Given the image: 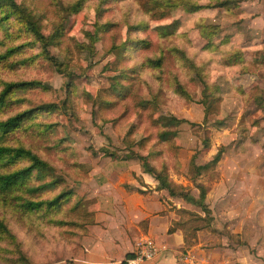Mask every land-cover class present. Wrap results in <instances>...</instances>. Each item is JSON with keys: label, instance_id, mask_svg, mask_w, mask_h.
<instances>
[{"label": "rangeland", "instance_id": "374dc122", "mask_svg": "<svg viewBox=\"0 0 264 264\" xmlns=\"http://www.w3.org/2000/svg\"><path fill=\"white\" fill-rule=\"evenodd\" d=\"M16 1L43 33L58 29L48 46L58 64L22 20L0 11V91L8 81H39L10 90L0 119L55 105L0 136V145L29 148L50 166L0 191L10 231L0 232V264L68 260L93 222L96 185L139 155L198 200H168L172 228L189 244L202 229L209 246L234 255L222 261L264 264V30L249 20L259 0H83L76 10V0ZM173 116L186 121L166 125ZM163 129L176 136L161 140ZM28 163L0 153V172ZM61 191L59 203L46 201ZM25 198L42 203L27 209Z\"/></svg>", "mask_w": 264, "mask_h": 264}, {"label": "crops", "instance_id": "0c3cea01", "mask_svg": "<svg viewBox=\"0 0 264 264\" xmlns=\"http://www.w3.org/2000/svg\"><path fill=\"white\" fill-rule=\"evenodd\" d=\"M258 6V15L249 20L264 30V0H259ZM118 171L115 177L104 178L96 185L92 194L95 204L93 222L87 225L71 248L68 260L58 259L48 264H126L141 234H149L167 246L144 264H180V252L185 250L198 258L229 259L232 254L228 247L209 246L212 237L205 235L202 229L197 230L196 243L188 247L181 227L169 230L176 218L168 201L171 195L157 187L155 176L143 171L139 162L131 164L129 160H123Z\"/></svg>", "mask_w": 264, "mask_h": 264}, {"label": "trees", "instance_id": "16d2710c", "mask_svg": "<svg viewBox=\"0 0 264 264\" xmlns=\"http://www.w3.org/2000/svg\"><path fill=\"white\" fill-rule=\"evenodd\" d=\"M82 2L83 0H76L71 5V9L72 10L78 9ZM185 7L188 10L192 9L190 8V6H187V4L185 5ZM193 7L198 8L200 7V5L193 6ZM2 10L5 11L6 13L14 14L16 17L22 20L25 26L33 34L36 41L39 42L41 46V50L44 53V55L48 59L53 61L55 65L58 64L56 58L52 54L49 53V49H48V46L52 43V41H54L58 37L57 28L51 33H48V34L43 33L39 27V24L36 18H34L33 14H31V12L27 10V7L23 3L21 4L17 2L16 0H0V11ZM107 25L108 23H104L102 26H107ZM134 27H136V25H134L133 28ZM166 27L168 26L165 25L163 29H165ZM143 41L145 43V40ZM143 41L140 40V42H143ZM180 55L181 57H183V59H185L183 54L180 53ZM156 62L157 64L159 63V58L156 59ZM38 84H39V81L37 80H19V81L6 82L2 90L0 91V104L4 102V99L10 90L14 88H24V87L38 85ZM218 97L219 95L216 96V98ZM54 106H55L54 103L48 102V103L40 104V105L31 107V108L24 109L22 111H19L13 115L6 117L5 119H0V136L5 131H8L9 129L17 125H20V123H22L27 117L31 116L34 112L43 110V109H51ZM214 108L216 109V106H213V109ZM211 109L212 107H210L209 104H206L205 109H204L205 114H207ZM183 121H186V118H179V117L173 116L170 121H167L166 123L165 122L164 123L166 125H169V124L178 125L179 123ZM176 133H177L176 129H163L159 132L158 136L161 140H168V139L175 137ZM3 152L4 153L12 152L13 155L25 157L29 160V163L27 165H24L12 171L0 172V191L2 190L1 192H4L5 189H8L11 185H13L12 183H16L17 181L24 180V178H26L27 175L33 172V170H36L38 172L41 170H46L50 167L49 164L44 159H42L37 153H35L31 149L26 148L24 146L13 147V146H7V145H0V153H3ZM220 153H221L220 150H218L214 154L212 159L209 162L204 163L203 166H207L211 162L213 164L216 163L220 158V155H221ZM138 157L140 159V164L142 166L143 171L149 172V173H153V172L155 173V178L158 181V184H157L158 188L165 189L168 192V194L171 196L179 195L182 198L190 202L198 201L193 195L188 194L183 190L176 191L175 187L177 186V184L172 182V180L169 177V174L166 171L164 170L156 171L153 168V166L149 164L145 156L139 155ZM70 193L71 191H69V194ZM200 194L201 196H203V192L200 191ZM63 195H64V192L61 191L58 194L51 197L50 199H47L46 201H48V203L50 204L59 203ZM22 203H23L22 205L26 207L27 209H34L36 208V205H39L40 203H42V201L25 198L24 202ZM172 229H173L172 227L169 228V230H172ZM0 232L10 234V231L7 225L2 219H0ZM184 242H185V245L187 246L192 244V243L190 244L188 243L187 238L185 236H184ZM129 255L130 254H128V256Z\"/></svg>", "mask_w": 264, "mask_h": 264}, {"label": "built area", "instance_id": "2783aa9c", "mask_svg": "<svg viewBox=\"0 0 264 264\" xmlns=\"http://www.w3.org/2000/svg\"><path fill=\"white\" fill-rule=\"evenodd\" d=\"M165 249H167V246L155 241L151 235L141 234L137 237L133 255L126 259V264H144ZM179 261L181 262L180 264H231L229 261H222L220 259L198 258L186 250L180 252Z\"/></svg>", "mask_w": 264, "mask_h": 264}]
</instances>
